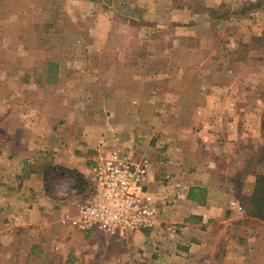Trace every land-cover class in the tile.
Wrapping results in <instances>:
<instances>
[{
  "label": "crops",
  "instance_id": "0c3cea01",
  "mask_svg": "<svg viewBox=\"0 0 264 264\" xmlns=\"http://www.w3.org/2000/svg\"><path fill=\"white\" fill-rule=\"evenodd\" d=\"M60 1L70 25L59 32L74 39L13 44L0 60L11 67L0 73V264H60L84 245L91 232L63 222L77 203L48 179L88 176L95 160L127 150L150 162L159 218L131 235L139 260L123 264H264V221L243 203L257 180L249 150L263 142L264 61L221 52L222 39L241 41L237 51L262 37L264 0ZM211 10L236 14L216 27ZM97 234V248L121 242Z\"/></svg>",
  "mask_w": 264,
  "mask_h": 264
},
{
  "label": "rangeland",
  "instance_id": "374dc122",
  "mask_svg": "<svg viewBox=\"0 0 264 264\" xmlns=\"http://www.w3.org/2000/svg\"><path fill=\"white\" fill-rule=\"evenodd\" d=\"M66 2L67 1L63 3L60 0H0V60H3L5 63L6 60L10 61V59L14 57L16 51L11 49L13 44L27 43L28 45L30 44L35 45V47L43 48L50 43L51 46H58L62 40L74 39L76 36L74 32L63 34L59 32L58 28L59 25H70L68 21L64 24V16H60L63 4ZM68 4L69 6L71 5V3ZM185 4V2L182 3V5ZM73 5L81 7L86 13L92 11L89 3L81 2L79 6L78 3L72 2V6ZM251 10L252 9L245 8L244 12L247 14ZM67 12L69 14L70 11ZM211 12V16H214L212 25L216 27L220 26L219 22L221 20L230 18L233 13L236 14V11L233 13L228 12L227 14L219 13L217 10H211ZM184 21H186V19H184ZM50 28L58 29L52 33ZM256 38H254L253 45L244 47L243 44L237 51L235 50L237 46H234V43L241 41H235L234 38L222 39L221 52L231 58L249 59L255 64H257V62L260 63L264 61V40H258ZM35 47L31 46V52L35 56H42L43 49H33ZM237 48H239V46ZM22 51L26 52V47L25 50L22 49ZM67 54L69 57L73 54V50H67ZM256 68L258 69L260 78L257 87L264 97V63ZM10 69V66H0V73L4 71L9 72ZM68 69H70L69 66L67 70ZM72 75L73 74L68 73L69 78H74ZM35 84L38 85V83ZM55 107L57 108V106ZM55 114L58 115V112ZM21 135V133L17 134L18 137H21ZM251 151L253 166H258L259 168L260 164L258 160L260 158V153L257 152V150L254 151V149H250L249 153H251ZM138 154L142 155L141 153ZM68 175L70 174H57L53 178L50 177V179H48L47 188L57 197L67 199L66 204H69V206H71L70 209L73 210V206L83 199L85 192L78 194L79 186L77 187L74 180L68 179ZM64 224L66 223L64 222ZM91 233L85 238L86 242L84 241V245L80 244V246L73 247L67 258L58 259L60 264H123L125 262H138L139 253L135 251V244L131 243V241H117L115 245L111 244L109 248L103 245L97 248L96 246L100 241H95L92 237L98 235V232ZM90 238L92 239L90 240ZM90 241L91 246L88 245ZM92 250H94V252ZM95 252H97L96 255L94 254ZM92 255H94L93 259ZM38 260V258L35 259V264H37ZM32 261L33 259H30V262L34 264Z\"/></svg>",
  "mask_w": 264,
  "mask_h": 264
},
{
  "label": "built area",
  "instance_id": "2783aa9c",
  "mask_svg": "<svg viewBox=\"0 0 264 264\" xmlns=\"http://www.w3.org/2000/svg\"><path fill=\"white\" fill-rule=\"evenodd\" d=\"M150 169L148 159L133 150L114 151L95 160L86 177L83 199L75 211L66 213L63 222L73 229L102 232L119 241L155 230L159 212L148 185Z\"/></svg>",
  "mask_w": 264,
  "mask_h": 264
},
{
  "label": "trees",
  "instance_id": "16d2710c",
  "mask_svg": "<svg viewBox=\"0 0 264 264\" xmlns=\"http://www.w3.org/2000/svg\"><path fill=\"white\" fill-rule=\"evenodd\" d=\"M256 39L264 40V34L262 37ZM262 140L263 142L260 143L257 148V152L260 153V158L258 160L260 167L258 168V166H255L254 168L257 178L255 191L250 197L244 199L243 203L251 217L264 221V119L262 123ZM67 173L74 179L77 187L79 186L78 194L84 193L88 186L87 176L80 175L74 171H67Z\"/></svg>",
  "mask_w": 264,
  "mask_h": 264
}]
</instances>
